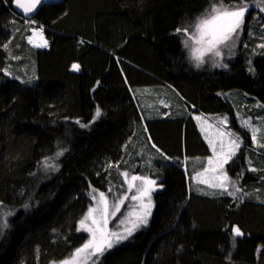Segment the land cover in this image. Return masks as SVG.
<instances>
[{"label":"trees","instance_id":"obj_1","mask_svg":"<svg viewBox=\"0 0 264 264\" xmlns=\"http://www.w3.org/2000/svg\"><path fill=\"white\" fill-rule=\"evenodd\" d=\"M221 2L240 4L66 0L34 18L49 39L47 50H37L27 43L31 26L11 11L12 0H0V209L14 213L0 230V264H50L84 243L78 224L90 194L107 189L102 166L109 161L125 168L122 148L129 138L142 133V142H150L125 78L133 89L168 84L194 112L227 115L245 140L227 165L229 175L252 174L245 158L251 139L220 93L242 90L264 101V54L254 58V73L247 56L228 72H195L177 35ZM20 69H34L35 82L21 80ZM147 129L164 154L166 163L154 174L164 190L155 196L149 227L104 264H264V200L202 197L191 188L188 163L187 174L179 167L183 153L192 158L208 150L191 117L148 121ZM131 144L127 150L136 151ZM58 153L60 168L41 182L40 166ZM255 179L243 183L260 186ZM235 228L243 235L235 236Z\"/></svg>","mask_w":264,"mask_h":264},{"label":"rangeland","instance_id":"obj_2","mask_svg":"<svg viewBox=\"0 0 264 264\" xmlns=\"http://www.w3.org/2000/svg\"><path fill=\"white\" fill-rule=\"evenodd\" d=\"M224 5L228 7H233L237 6L238 4ZM251 5L257 8L256 10H252V13H250L251 15L249 14L250 16L247 17L248 20L244 19L243 25L233 34L231 40L227 41L225 44L217 46L218 50L221 52V55L219 57L215 56L214 53H206L203 56V63H199L193 58L192 49L201 46L196 45L193 40L189 39L190 35L196 33V26L200 24L201 20L210 19V16L214 15V13H212L213 6L210 11H207V13L205 12L206 14L204 17H199L192 24L188 25L184 29L180 30L179 33H177V35L180 36L182 48L185 51L186 59L193 71L208 72L210 74H214L216 72H228L233 68V66L237 62L247 56L248 70L252 73L255 72L253 60L255 57L264 54V24L261 22V16L264 15V11H261V8L264 7V4L261 0H255V2H253L252 4H247L248 8ZM24 23L31 26L30 35L33 34L32 31L34 30L40 33L42 30L44 41H47V46L37 47L31 44L28 41V37L30 35L27 37V43L37 50H47L49 47V39L47 38L45 33L46 27L37 23L34 20H27ZM16 26L18 28L20 27L18 24H16ZM254 29H256V31H254ZM246 30H248L247 34H245ZM186 41L187 46L185 43ZM252 42L254 45H251ZM116 60L120 67V57L116 56ZM198 63L199 66H197ZM9 70H11V66L8 67V71ZM72 70L79 71L80 67L79 70H74L72 67ZM18 72H20L19 75L21 77V80L31 81L32 83L35 82L36 76L34 69H32L30 72L21 71L20 69L18 70ZM125 82L129 88L135 106L139 111L143 125L145 126L144 134L146 133L149 136L150 142L146 139L144 143L142 142V133L138 135L137 139H134L133 137L129 138V141L122 148V151H124L125 154L121 157V159H124L125 157L126 162L128 161L126 164H124L125 168H120V164H113L109 161L104 163V165L102 166V171L103 173H105L104 179H107V189L106 191L95 190L90 194V206L87 211L82 215L81 220H83L87 216L89 209L102 207V205L98 204L99 193L101 192H103L107 197L110 206L113 205L116 201L119 200V198H121L125 194L129 196L132 195V193H126L128 185L125 182V177L123 175V173L125 172L129 174V177H131L132 175H137L156 181V188L150 193L153 205L151 210V216L148 219L147 226L141 225L131 237L120 243L114 244L112 248H105L102 253L88 256L86 261L81 259V264H104L105 257L109 253L120 248L125 243H127L133 236L143 230H146L149 227L156 207L155 196L157 193L164 190V186L161 183V178H155L154 174L156 170H158V168L160 167L162 168V166L166 162L165 159L160 155L164 154L156 146L154 140L147 131L148 121L157 122L159 120H165L168 118L181 119L186 115V120L191 117L195 122H198L200 127L199 132L201 138L208 147L207 154L198 156L196 155V157L188 158L186 156V153H183V166H181L184 171H186L187 167L185 166V164L188 163L193 174V183L190 184V186L191 188H193V190H195L198 195L202 197L218 198L221 195L227 194L228 197H230L233 201H235L240 195H243V199L254 197L255 201L264 200V188H262L263 186L261 185L264 181V147L259 146L260 143H264V101L262 99H260L258 96L251 95L250 93H247L242 90H231L229 92L220 93L221 96L232 106L234 116L237 120L239 127L248 134L252 142V146L247 147L245 149L246 168L249 171H252V174H249V176H247L245 172L241 171V177H235L234 179L229 175L227 165L242 149V147L245 146V140L243 136L234 133L233 130L230 128V120L227 115L211 114L209 115V117H207V115H205L203 112H194L195 108L193 106L189 108L188 106L183 104L182 101L186 100L182 97L181 93L176 88H173L168 84L144 86L133 89L126 81V78ZM198 113H202V115L200 116ZM197 117H199V119H197ZM224 118H226V123L222 125L219 123V121ZM244 120H250L251 126L242 127V122ZM154 127L157 133L159 129L158 125L155 124ZM252 128L257 129L256 141H253L252 139ZM219 130L232 132L235 136L239 137L240 143V147L236 150L235 155L232 156V158L227 164L224 165V171L227 173V176L229 177L231 183L228 185V191L223 193L220 189L209 188L207 186V183L199 182L200 180L215 182L213 181V176L216 175V173L207 172L203 176L198 175V173H202L204 171L205 167H208V160L213 158V150L210 146L209 141L215 143L217 152H220L221 150V138L217 134ZM230 139L231 137H223L225 151L228 150V142ZM129 142L132 143L131 145L133 146V149L137 147L136 151L127 150V144ZM61 156L62 155H55L53 156V158H50L44 163H42V165L40 166V172L42 177L41 182L42 180L45 181L46 179L50 178L51 172L53 170H58L60 168L59 159ZM255 160H257L258 162ZM116 169H119V171H116ZM255 178L258 179V183L260 186H258V184L256 183H252L253 185L251 184L250 186L248 185V183L244 185L243 180L252 182L256 181ZM108 181L110 182L108 183ZM236 189H239V191H236ZM229 193H234V195H230ZM137 203L138 202L132 201L130 199L125 200L123 205L120 207V210L116 212L115 215L108 216L107 230L109 232H122L124 225H121L120 221L127 217L128 213L132 211V207ZM109 211L111 212V207L109 208ZM13 215L14 213H12L9 208L2 207L0 209V226H3L2 228H0V230L5 231L7 229L9 225V217ZM94 216L97 220H99V213H94ZM81 220L78 224V230L81 234L85 235V241L83 243L85 244L89 239H91V234L89 231L83 230L81 228ZM86 227H93L91 220L86 222ZM83 244L80 245L78 248L82 247ZM78 248H76L68 257L59 261H53L50 264H63L64 261L69 260L73 256V254Z\"/></svg>","mask_w":264,"mask_h":264},{"label":"snow or ice","instance_id":"obj_3","mask_svg":"<svg viewBox=\"0 0 264 264\" xmlns=\"http://www.w3.org/2000/svg\"><path fill=\"white\" fill-rule=\"evenodd\" d=\"M42 3L43 0H29L28 3H24L22 0H15L16 6L22 9L25 15L32 14L37 6ZM247 10L248 6L244 3V0H240V4L233 7L225 6L222 2L215 4L212 8V13H214V15H211L210 19L201 20L200 24L196 26V33L189 36V39L193 40L196 45L201 46L192 49L193 58L199 63H203V56L206 53H214L215 56L219 57L221 52L218 50L217 46L225 44L232 39L233 34L243 25ZM261 11H264V7L261 8ZM177 31H180V29H177ZM39 35H41L42 39V30ZM185 43L187 46V41ZM36 46H47V41H43ZM199 63L197 66H199ZM73 69L79 70V65L74 64ZM96 116H100L99 109L96 112ZM197 119H199V117H197ZM219 123L222 125L225 124L226 118L220 120ZM81 126L84 127L85 125ZM250 126V120H244L242 122V127ZM251 130L252 139L256 141L257 129L252 128ZM217 134L221 138V150L217 152L215 143L209 141L213 150V158L208 160V167H205L204 171L198 173V175L203 176L207 172L216 173V175L213 176V181L215 182H208L205 180H200L199 182L207 183L209 188L220 189L223 193L228 191V185L231 183L227 173L224 171V165L235 155L236 150L240 147V143L239 137L235 136L230 131L219 130ZM223 137H231L228 142L229 146L227 151L224 150ZM259 146L264 147V143H260ZM62 154L63 153H58L57 155ZM123 175L128 185L126 193H132V195L129 196L125 194L110 206L105 194L103 192L99 193L98 204L102 205V207L89 209L87 216L80 222L81 228L90 232L91 239L83 244L82 247L78 248L73 256L69 260L64 261L63 264H81V259L86 261L88 256L102 253L105 248H112L114 244L128 239L141 225L147 226L153 207L150 193L155 190L156 181L137 175L129 177L127 172L123 173ZM236 191H239V189H236ZM229 194L234 195V193ZM128 199L138 203L132 207V211L128 213L127 217L120 221V224L124 225L123 231L109 232L107 230L108 216L115 215V213L120 210L124 201ZM110 207L111 212L109 211ZM94 213H99V220L95 218ZM89 220H91L93 227H86V222ZM2 227L3 226H0V228ZM234 234L237 237L243 235L239 228L234 229Z\"/></svg>","mask_w":264,"mask_h":264},{"label":"water","instance_id":"obj_4","mask_svg":"<svg viewBox=\"0 0 264 264\" xmlns=\"http://www.w3.org/2000/svg\"><path fill=\"white\" fill-rule=\"evenodd\" d=\"M65 1L66 0H43V3L41 5H38L32 14L25 15L23 10L16 6L15 0H12L11 9H12V12L15 13L18 17L22 18L23 20L29 21V20H33L43 7L51 6V5H58V4L64 3ZM22 2L28 3L29 0H22Z\"/></svg>","mask_w":264,"mask_h":264},{"label":"bare ground","instance_id":"obj_5","mask_svg":"<svg viewBox=\"0 0 264 264\" xmlns=\"http://www.w3.org/2000/svg\"><path fill=\"white\" fill-rule=\"evenodd\" d=\"M12 11V9H11ZM15 14V13H14ZM16 15V14H15ZM17 16V15H16ZM33 34L31 36L28 37V41L33 44V45H37V44H40L44 41V37H43V34H42V39H41V35H39L40 32L38 31H32ZM35 33V34H34ZM143 117V116H142ZM188 118V117H187ZM145 122V121H144Z\"/></svg>","mask_w":264,"mask_h":264},{"label":"flooded vegetation","instance_id":"obj_6","mask_svg":"<svg viewBox=\"0 0 264 264\" xmlns=\"http://www.w3.org/2000/svg\"><path fill=\"white\" fill-rule=\"evenodd\" d=\"M256 8L257 7H253L252 5L248 8V10L247 11H249L246 15H245V20L247 19L248 20V16H250L251 14H250V12H252V10H256ZM250 9V10H249ZM250 14V15H249Z\"/></svg>","mask_w":264,"mask_h":264},{"label":"crops","instance_id":"obj_7","mask_svg":"<svg viewBox=\"0 0 264 264\" xmlns=\"http://www.w3.org/2000/svg\"><path fill=\"white\" fill-rule=\"evenodd\" d=\"M200 116L202 115V113H198ZM196 123V125H197V129H198V131H200V127H199V124H198V122H195ZM200 133V132H199ZM256 149V148H255Z\"/></svg>","mask_w":264,"mask_h":264}]
</instances>
